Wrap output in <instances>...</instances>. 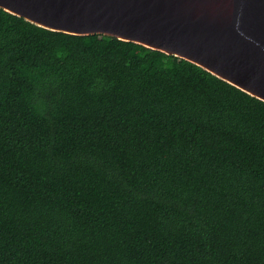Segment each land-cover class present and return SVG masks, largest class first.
I'll list each match as a JSON object with an SVG mask.
<instances>
[{
    "label": "trees",
    "instance_id": "obj_1",
    "mask_svg": "<svg viewBox=\"0 0 264 264\" xmlns=\"http://www.w3.org/2000/svg\"><path fill=\"white\" fill-rule=\"evenodd\" d=\"M0 264H264V102L0 9Z\"/></svg>",
    "mask_w": 264,
    "mask_h": 264
},
{
    "label": "water",
    "instance_id": "obj_2",
    "mask_svg": "<svg viewBox=\"0 0 264 264\" xmlns=\"http://www.w3.org/2000/svg\"><path fill=\"white\" fill-rule=\"evenodd\" d=\"M0 9L174 56L264 102V0H0Z\"/></svg>",
    "mask_w": 264,
    "mask_h": 264
}]
</instances>
